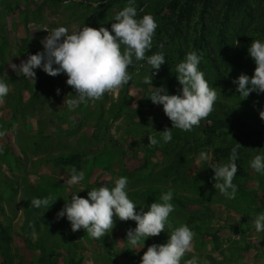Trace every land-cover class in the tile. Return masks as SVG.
<instances>
[{"label":"rangeland","instance_id":"374dc122","mask_svg":"<svg viewBox=\"0 0 264 264\" xmlns=\"http://www.w3.org/2000/svg\"><path fill=\"white\" fill-rule=\"evenodd\" d=\"M170 1L136 0L140 15L151 14L158 25L153 48L146 55L164 46L166 61L153 77V86L177 93L175 66L195 51L202 57L200 70L217 92L213 108L220 105L243 119H260L264 93L239 100L232 80L241 73L252 75L255 64L247 48L252 40H259L263 1L246 0L243 10L223 0H214L207 8L198 3L177 24ZM126 3L0 0V78L10 89L0 103L4 149L0 152V264H139L149 245L166 241L167 226L166 232L146 239L137 252L128 249L125 240L134 221L113 217L111 231L93 239L86 231L72 232L70 223L56 216L67 195L70 199L69 191L84 188L77 195L86 198L88 189L100 182L111 187L121 176L128 178V196L137 204L159 203L161 193L172 190L170 223L187 225L194 233L192 251L184 260L196 256L199 264H264V234L253 228L255 215L264 212V175L249 166L255 154L264 153V142L243 147L245 141L236 142L234 133L207 132L216 121L210 113L191 131L172 129V140L164 147L160 132L171 128V122L162 106L147 98L153 89L143 82L149 74L144 61L133 62L128 84L73 112L62 105L66 96L74 94L64 74L52 77L36 69L33 82L17 77L8 67L9 60L19 65L28 54L42 51L45 29L107 28ZM148 135L158 144H147ZM236 143L242 146L233 180L238 191L229 200L214 189L213 170L198 157L202 151L213 152L217 163L227 162L229 156L221 154L230 153ZM71 154L79 157L69 163L59 160ZM72 168L83 172L84 178L69 188L60 177L67 178ZM32 197L56 199L44 210L31 206Z\"/></svg>","mask_w":264,"mask_h":264},{"label":"clouds","instance_id":"9594fccd","mask_svg":"<svg viewBox=\"0 0 264 264\" xmlns=\"http://www.w3.org/2000/svg\"><path fill=\"white\" fill-rule=\"evenodd\" d=\"M142 11V10H140ZM110 27L93 28L86 25L69 30L65 26L45 29L47 35L40 40L42 51L28 54L19 65L8 61V67L17 77L34 82L36 69L49 76L59 74L66 76V85L74 94L64 98L63 106L69 112L78 109L82 104L101 99L106 93L118 91L131 80L129 68L134 61H144L149 66V74L143 79L145 84L152 85L147 96L154 105L162 106L163 113L171 122V128L161 131L164 143L172 140V129L191 131L198 127L202 120L213 111L218 96L214 87H210L200 70L201 55L192 51L175 66V77L180 85L177 93L169 94L163 86L156 87L152 79L162 64L165 63L163 44L159 51L146 55L153 48V38L158 27L154 17L145 13L140 15L136 0H127L122 9L111 18ZM247 54L255 64L252 75L241 73L232 83L240 97L246 99L250 93H264V40H252ZM9 86L0 78V103L9 94ZM59 94V90H57ZM264 121V106L258 112ZM150 146L158 144L154 136L148 135ZM239 143L231 148L227 162L217 163L213 152H201L198 160L213 170V187L226 199H235L238 186L233 183L237 174ZM0 146V152H3ZM250 168L257 174L264 175V153L253 156ZM204 168V167H202ZM83 172L72 168L68 177L63 176V184L71 188L83 180ZM128 178L121 176L109 187L105 182L88 189L86 198L78 196L76 191H69L70 199L65 200L63 207L56 213L57 218H65L70 223L72 232L83 230L93 239H101L114 226L113 217L121 221H134L135 227L126 232L128 249L137 252L143 242L158 236L168 229L167 239L163 243H153L142 253L139 264H199L198 258L184 260L192 251L194 233L187 225L173 227L169 221L174 211L173 192L171 189L162 192L159 203L137 204L128 196ZM258 187V186H257ZM56 198L32 197L31 206L46 210ZM253 228L256 233L264 234V212L255 215Z\"/></svg>","mask_w":264,"mask_h":264},{"label":"trees","instance_id":"16d2710c","mask_svg":"<svg viewBox=\"0 0 264 264\" xmlns=\"http://www.w3.org/2000/svg\"><path fill=\"white\" fill-rule=\"evenodd\" d=\"M218 1V0H216ZM220 1V0H219ZM246 0H223L225 4L232 5L233 7H238L243 10V5ZM255 2L258 4V0H251V2ZM262 9H264V0ZM214 0H184L182 3L179 0H171L169 5L170 11L176 16L175 23H179L188 18L189 14L192 11V8L195 4L200 3L204 8L211 6ZM204 8L202 9L204 11ZM246 8V7H245ZM261 17L264 18V10L261 12ZM257 30L259 31V40H264V22H261L257 26ZM198 45L197 42L194 43ZM198 47H201L198 45ZM211 114L215 117L216 121L211 126H208L209 133H234V139L238 142L245 141L242 145L243 147L249 145V147H256L260 143L264 142V121L261 119H256L255 116L252 119H243L236 114L232 113L229 109L217 105L213 108ZM169 143H164V147H167ZM171 151V150H170ZM172 153V152H171ZM224 157H228L230 155L229 152H223L221 154ZM79 157V154H71L65 158H59L61 162L69 163L75 161ZM78 261L73 262V264H77Z\"/></svg>","mask_w":264,"mask_h":264}]
</instances>
